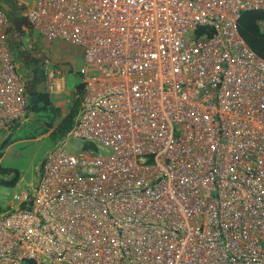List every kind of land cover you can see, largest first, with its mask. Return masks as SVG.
<instances>
[{"label": "built area", "instance_id": "built-area-1", "mask_svg": "<svg viewBox=\"0 0 264 264\" xmlns=\"http://www.w3.org/2000/svg\"><path fill=\"white\" fill-rule=\"evenodd\" d=\"M15 1L82 49V82L71 129L0 213V264H264V58L238 27L264 0ZM8 28L0 8V134L26 112Z\"/></svg>", "mask_w": 264, "mask_h": 264}, {"label": "trees", "instance_id": "trees-1", "mask_svg": "<svg viewBox=\"0 0 264 264\" xmlns=\"http://www.w3.org/2000/svg\"><path fill=\"white\" fill-rule=\"evenodd\" d=\"M0 8L6 12L9 20L8 46L16 64L17 72L25 86V118L39 124V134L49 132L54 137V141L59 143L73 125L78 112L79 99H75L69 112L62 116L61 109L53 103L47 90V70L45 66L47 57L45 53L40 51V47L36 45L28 47L25 44L28 41L25 40L26 37L33 38V34H39L23 15L24 7L15 0H0ZM238 27L241 35L251 48L264 58V11H244ZM32 42L35 44L34 39H32ZM77 87L79 90L81 89L80 85ZM19 123L20 121H13L9 127L14 130ZM28 123H24L23 126ZM10 142L9 138L3 140L0 143V149L6 148ZM9 172L10 170L0 167V184L6 186L16 184L18 179L16 171L8 180L3 178ZM5 209L0 207V213Z\"/></svg>", "mask_w": 264, "mask_h": 264}, {"label": "rangeland", "instance_id": "rangeland-1", "mask_svg": "<svg viewBox=\"0 0 264 264\" xmlns=\"http://www.w3.org/2000/svg\"><path fill=\"white\" fill-rule=\"evenodd\" d=\"M33 38L26 37L25 44L40 47L50 62V66L61 71L60 81H63V97L73 96L77 86L82 82V49L79 46L59 40H47L36 33ZM188 39L191 35L188 34ZM35 40V44L32 42ZM52 64L54 66H52ZM55 100V98H51ZM25 118L16 129L10 127L0 134V143L9 138L10 144L0 149V167L10 170L3 178L8 180L17 172V182L13 186L0 184V207L5 209L12 200L14 193L31 189L37 182L39 172L47 154L59 143L54 141L50 133L39 134V124ZM28 123L27 125L23 124ZM65 138V137H64ZM64 140V139H63ZM87 141L81 138L70 137L64 148L68 153H76L86 147ZM102 154H108L105 149L97 148Z\"/></svg>", "mask_w": 264, "mask_h": 264}, {"label": "crops", "instance_id": "crops-1", "mask_svg": "<svg viewBox=\"0 0 264 264\" xmlns=\"http://www.w3.org/2000/svg\"><path fill=\"white\" fill-rule=\"evenodd\" d=\"M52 66L54 65L52 64ZM50 83H52L53 90L49 93L51 98H55L53 103L61 109L62 116H65L71 109L74 98L69 94L63 97V81H60V75H55L54 80L50 81Z\"/></svg>", "mask_w": 264, "mask_h": 264}]
</instances>
